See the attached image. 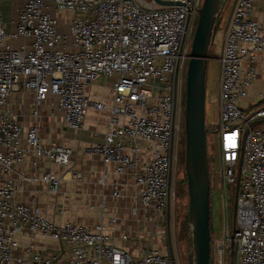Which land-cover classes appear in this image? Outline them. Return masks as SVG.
<instances>
[{"label": "built area", "instance_id": "2783aa9c", "mask_svg": "<svg viewBox=\"0 0 264 264\" xmlns=\"http://www.w3.org/2000/svg\"><path fill=\"white\" fill-rule=\"evenodd\" d=\"M0 0V264H184L161 254L152 244L133 255L100 224L89 228L74 222L57 223L40 209L18 201L17 168L33 155L37 161L69 168L73 149L44 145L40 109L51 119L61 114L65 127L81 131L90 109L109 111L103 143L86 146L87 157L114 166V199L123 197L126 177L134 184L131 214L149 212L161 227L174 192L181 149L180 112L184 105L187 69L204 0H165L181 6L160 7L153 0H10V18ZM260 0H234L225 30L218 89V114L207 126L217 147L224 196L238 173L233 237L215 243L218 259L235 243L237 264H264V132L250 126L264 119V105L249 111L240 106L258 77L257 55L264 51V31L255 18ZM18 4V5H17ZM248 65L247 69L245 65ZM264 66V65H263ZM113 79V101L94 102L88 92L100 79ZM33 97L26 128L12 100L17 93ZM264 102V92L259 93ZM248 131L246 137L245 134ZM72 180L83 182L81 173ZM57 197L65 178L46 173L41 180L22 178ZM107 175L98 178L106 186ZM61 205H65L61 201ZM117 220L112 219L109 226ZM42 237L59 251L46 255L33 243L18 254L19 237Z\"/></svg>", "mask_w": 264, "mask_h": 264}, {"label": "crops", "instance_id": "0c3cea01", "mask_svg": "<svg viewBox=\"0 0 264 264\" xmlns=\"http://www.w3.org/2000/svg\"><path fill=\"white\" fill-rule=\"evenodd\" d=\"M5 2L6 0L4 3ZM20 2L19 0L18 4H20ZM12 9L16 10L17 7H11L10 10ZM231 11L232 7L222 34L220 49L214 51L215 57L213 59L210 57V61L215 60L218 62ZM255 18L259 21L262 31H264V0H260L259 3H257ZM213 45H216L214 40L211 48ZM263 65L264 51L257 55V61L255 63L258 72L257 80L250 88L248 97L239 103L241 108L246 111L264 105V102L262 104L259 103V93L264 92ZM247 67L248 65L246 64L244 69H247ZM113 83V79H100L88 92L91 100L105 103L110 107L113 101ZM207 85L208 71L206 89ZM218 89L219 79L216 89L211 91H217L218 93ZM14 98L12 102L20 122L26 128L30 127L32 124L31 113L33 109V97L29 93L21 92L17 93ZM48 113L49 108L45 104L40 109L41 116L39 120L41 128L40 136L43 144H59L69 147L73 149L74 157L72 158L70 167L66 169L58 167L46 159L37 161V166H35V158L33 155H30L27 158V163L23 166H19L15 174L16 184L21 189L18 193V201L37 206L43 215L57 223L69 221L91 229L102 224L107 228V232L113 236L120 237L124 234L128 235L130 240L127 242L119 241L118 245L135 256L141 255L142 248L149 243L159 250L161 254L168 256V252L171 248H169V242L167 240L168 230L163 227V225L157 227L156 218L149 212L141 209L137 216L131 214L132 207L136 206L132 179L129 177L123 179L127 184V187L123 190V197L114 199L112 196V183L115 180L114 166L105 165L101 158L87 157L83 153L86 146L92 143L104 142L110 116L109 111L99 112L95 109H90L84 122L83 130L78 132L65 127L60 113H58L57 117L54 119H51ZM217 114L218 110L216 119ZM257 130L264 132V120L257 127ZM49 172L56 177L65 178L61 183L60 192L57 197H47L43 192L44 185H42L43 183L40 181L37 186H32L22 179L28 176L41 180L42 177ZM75 172L82 174L84 179L82 183H77L71 179V174ZM104 174L107 175L106 186H102L98 182V178ZM2 183L3 179L0 178V186ZM61 201H64V206L60 204ZM112 219H116L117 222L114 226H109V222ZM19 240L21 242V248L17 252L21 255L26 254V249L30 243L34 244L37 251L42 250L46 255L55 254L59 251V246L56 242L50 239H44L40 236L31 239L28 236L21 235Z\"/></svg>", "mask_w": 264, "mask_h": 264}, {"label": "water", "instance_id": "95a60500", "mask_svg": "<svg viewBox=\"0 0 264 264\" xmlns=\"http://www.w3.org/2000/svg\"><path fill=\"white\" fill-rule=\"evenodd\" d=\"M153 1L160 7L181 6L180 3L165 0ZM227 3L228 0H204L199 11L187 69L184 113L185 171L189 199L188 222L192 233L188 243V264H210L211 262V178L207 148L206 80L211 45ZM263 120L253 123L250 129L257 128ZM247 133L248 131L245 137ZM240 182L239 171L233 210L234 227ZM234 253L235 243L232 242L231 254Z\"/></svg>", "mask_w": 264, "mask_h": 264}, {"label": "rangeland", "instance_id": "374dc122", "mask_svg": "<svg viewBox=\"0 0 264 264\" xmlns=\"http://www.w3.org/2000/svg\"><path fill=\"white\" fill-rule=\"evenodd\" d=\"M234 0H228L226 7L221 15V21L217 32L214 35V42L216 45L210 50V57L213 59L215 57V50L220 49V43L222 39V34L230 14L231 7ZM10 0H6L3 5L6 19L10 18L11 9ZM193 44V43H192ZM192 48V45H191ZM220 65L217 61L213 60L209 63L208 68V85H207V101H206V125L209 126L214 123L216 119V113L218 110V96L217 91H211L216 89V85L219 79ZM187 80V78H186ZM98 82V81H97ZM185 101H186V90H185ZM259 108V107H258ZM185 113V106L183 105L182 111L180 112V129L181 138H183V127L182 121ZM181 147V146H180ZM208 155L210 161V171L214 175L212 183V202H211V237H212V252H211V264H221L222 260L218 259L217 251L215 248V243L219 239H223L225 236L232 238L234 232V194L232 188H227V196H224V188L220 178L216 177L215 172L219 170V157L217 147L214 144L213 137L209 135V143L207 144ZM184 168V169H183ZM186 176L185 164L182 166L179 161V166L177 174H175L174 180V192L171 197L170 208L167 213H165V219L163 221V227L168 230V242H169V252L168 256L175 257L176 261L178 258L184 263L188 264L187 257L189 253L188 243L192 238L191 228L189 226L188 239H183L182 231L184 223L188 220V209H189V199L188 193L186 194L183 190L180 196V183L186 181L187 189V177ZM184 188V187H183ZM182 188V189H183ZM180 194V195H179ZM180 231V233H179ZM167 234V231H166ZM172 254V255H171ZM221 261V263H220ZM225 264H237V253L235 247V253L231 254V246L226 251L225 254Z\"/></svg>", "mask_w": 264, "mask_h": 264}, {"label": "trees", "instance_id": "16d2710c", "mask_svg": "<svg viewBox=\"0 0 264 264\" xmlns=\"http://www.w3.org/2000/svg\"><path fill=\"white\" fill-rule=\"evenodd\" d=\"M220 21H221V18H220ZM219 25H220V22H219ZM219 25H218V28H219ZM217 29H216V32H217ZM184 106H185V98H184ZM182 127H183V138H182V142H181V149H180L179 161L181 162L182 166L184 167V164H185V124H184V116H183V121H182ZM208 143H209V139H207V144ZM208 160H209V155H208ZM209 165H210V161H209ZM184 178H186L185 174H184ZM210 178H211V198H212V183H213L214 175L211 173V171H210ZM179 189H180V194H181V192L183 190L185 191V193L187 192V189H186V181H184V183H180ZM180 196L182 197V194ZM211 202H212V200H211ZM210 227H211V222H210ZM183 228L184 229L182 231V236H183V239L186 240V238L188 239V231H189L188 230L189 229V222H188V220L184 223V227ZM179 233H180V231H179Z\"/></svg>", "mask_w": 264, "mask_h": 264}]
</instances>
